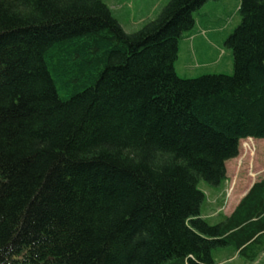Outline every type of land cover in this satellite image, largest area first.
Returning a JSON list of instances; mask_svg holds the SVG:
<instances>
[{
	"label": "trees",
	"instance_id": "obj_1",
	"mask_svg": "<svg viewBox=\"0 0 264 264\" xmlns=\"http://www.w3.org/2000/svg\"><path fill=\"white\" fill-rule=\"evenodd\" d=\"M207 1L169 0L126 33L102 0H0V264L264 253V178L213 224L198 187L264 139V0H240L231 75L182 78L178 42Z\"/></svg>",
	"mask_w": 264,
	"mask_h": 264
},
{
	"label": "crops",
	"instance_id": "obj_2",
	"mask_svg": "<svg viewBox=\"0 0 264 264\" xmlns=\"http://www.w3.org/2000/svg\"><path fill=\"white\" fill-rule=\"evenodd\" d=\"M204 5H207V8H203L204 12L197 17L194 29L183 35L178 42L174 67L177 75L182 78H195L211 72H228L232 67L231 50L226 47L225 40L235 28V23L239 22H234V17L236 12L238 13L240 0L207 1ZM220 7H223L224 10ZM203 30L205 33H202ZM224 61L227 69H223ZM209 64L214 65L215 68L211 69ZM235 159L226 161L227 180L230 182L231 191L229 196L232 204L229 206L228 212L217 207L212 213L216 222L223 216H229L252 184L264 178L261 177L250 183V178L247 175L245 178L240 177L236 172L230 175L228 166H234ZM216 192L220 193V190Z\"/></svg>",
	"mask_w": 264,
	"mask_h": 264
},
{
	"label": "rangeland",
	"instance_id": "obj_3",
	"mask_svg": "<svg viewBox=\"0 0 264 264\" xmlns=\"http://www.w3.org/2000/svg\"><path fill=\"white\" fill-rule=\"evenodd\" d=\"M102 1L109 8L112 16L118 21L124 32L132 33L139 30L149 21L155 19L169 0ZM203 6L205 7L199 9L200 13L204 12L203 8H207V5ZM220 9L224 10L223 7H220ZM197 13L195 16H197ZM238 21H240V15L236 12L234 22ZM235 25L237 26L238 24L235 23ZM202 33H205V30H203ZM209 66L211 69L215 68L212 64H209ZM223 69H227L225 61ZM221 73L231 75L233 73V68L231 67L228 72L224 71ZM243 142H241V144L239 143V155L235 159L234 166H228V173L231 175L236 172L240 177L244 178L247 175L250 178L251 183L254 180L264 177V139H258L255 141L250 140V150L242 148ZM198 187L205 195L203 204L200 208L201 217L208 220L210 224H213L216 222V219L212 213L217 209V207L224 210V212H228L229 206L232 204L231 197L229 196L231 194L230 182L226 179L222 185L217 187L208 184L205 181H200ZM225 188L226 190H224ZM217 190H220V193L216 192ZM228 248L229 247L217 248L212 251V257L216 264H249L243 259L238 258L237 255ZM250 264H264V253H262L254 262Z\"/></svg>",
	"mask_w": 264,
	"mask_h": 264
}]
</instances>
